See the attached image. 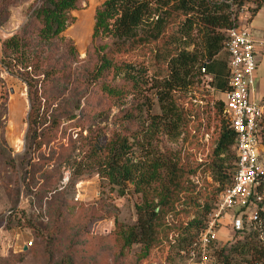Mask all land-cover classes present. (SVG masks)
Here are the masks:
<instances>
[{"label": "trees", "instance_id": "1", "mask_svg": "<svg viewBox=\"0 0 264 264\" xmlns=\"http://www.w3.org/2000/svg\"><path fill=\"white\" fill-rule=\"evenodd\" d=\"M18 1L2 0L0 22L9 16L10 8ZM86 1L40 0L41 7L34 12L26 30L18 37L19 43L26 45L32 39L40 45L55 41L64 43L63 50L70 68L77 53L61 35L75 21L71 12L81 9ZM146 7L144 0H110L97 10L93 42L88 51L89 60L94 63L88 72L93 84L88 85L71 111L53 108L58 99L54 93L55 86L68 75L61 66L58 69V62L49 65L43 79L22 78L28 86L30 101L22 167H32L31 172L25 170V175L26 179L30 175L28 179L35 183V175L50 164V160L43 159L47 157L46 152L55 153L53 144L61 146L62 141L67 140L73 146L75 138L88 131L89 137L83 138L85 149L89 159L93 160L92 170H96L105 182L104 187L115 189L120 197L133 190L142 198L137 206L136 223L119 226L114 233L105 235L110 237L113 246L119 248L121 258L119 254L118 257L121 260L124 257L118 264H126V255L132 252L137 257L136 264L149 263L160 252L166 253L168 263L182 254L192 255L193 261L198 263V240L206 227L205 217L212 207L207 203L192 221L180 223L178 208L186 203L182 199L189 197L193 202L198 195V187L191 180L197 176L198 169L190 168L189 159L183 156L182 149L161 152L158 144L162 138L179 142L188 124L186 109L178 101L177 91L189 89L202 76H209L218 92L225 94L230 90L229 57L224 53L228 32L239 27L240 12L246 7H249L252 17H256L264 7V0H182L178 10L187 16L196 13L201 20L199 33L204 46L200 53H182L178 60L173 61L171 73L164 78L149 66L126 60L128 54L155 43L164 29L165 14L158 8L154 11L157 18L154 30L146 31L143 20ZM111 10L116 11L112 41L100 55L95 41L101 37L102 31L108 29L113 16ZM222 55L226 56L225 60ZM0 96L1 100L6 99V95ZM82 100L86 101V109H81ZM130 100L136 106L126 108ZM156 105L159 113L153 114ZM113 108L120 110L114 122L119 130L94 129L92 124L96 120L105 118L108 121ZM214 110L216 136L210 162L204 167L211 170L222 194L233 184L237 172L236 134L229 118L226 120L223 117L224 101H216ZM133 125H137L136 132L131 130ZM61 148L68 151L63 146ZM7 153L3 139L0 144V167H13ZM32 157L40 164H32ZM44 174L46 183L42 190L55 194V215L52 221L50 219V227L21 219L17 226L33 231L35 239L53 248L65 230L67 206L66 201L57 200L58 190L52 172L46 170ZM245 211L252 214L250 209L239 212L243 220L241 229L232 227L230 245L221 249L213 247L211 264H264V209L258 205L256 219L249 217V221ZM13 217L17 216L12 214L10 218ZM159 238L163 243H158ZM37 246L34 240L28 251L35 250ZM63 264L77 263L70 257Z\"/></svg>", "mask_w": 264, "mask_h": 264}, {"label": "rangeland", "instance_id": "2", "mask_svg": "<svg viewBox=\"0 0 264 264\" xmlns=\"http://www.w3.org/2000/svg\"><path fill=\"white\" fill-rule=\"evenodd\" d=\"M108 1L110 0H88L82 4L81 9L71 12L75 21L61 35L65 42L71 43L77 53V58L70 68L66 52L63 50L64 43L55 41L40 45L36 39L26 45L19 43L18 37L26 30L34 12L41 7L40 0H19L10 8L9 16L0 22V95H6V99L0 98V144L4 139L7 154L13 161L11 168L0 167V264H63L70 257L77 264H118L123 261L124 257L120 259L119 248L113 246L110 237L105 236L103 231L108 229L111 230L110 233H114L119 226L135 224L138 218L137 206L141 204L142 198L133 190L120 197L115 189L104 187L105 182L96 170H92L93 160L89 159L85 149L83 138L89 137L88 131H85L82 137L75 138L73 146L67 140L62 141L61 146L53 144L55 153L46 152L47 157L43 159L50 160V164L35 175V183L28 179L30 175L27 179L25 175V170L31 172L32 167H22L30 111L28 86L22 78L30 76L43 79V73L49 65L58 62V69L61 66L68 75L55 86L54 93L58 95V99L53 108H62L65 111L75 108L88 85L93 84L92 76L88 72L92 70L94 63L89 60L88 51L93 42L96 12ZM181 1L144 0L147 6L143 18L146 31L154 30L153 26L157 20L154 11L158 8L165 14L164 29L155 43L128 54L126 60L149 66L153 72L164 78L171 73L174 68L173 61L178 60L182 53L194 54L203 50L204 41L199 33L201 20L196 13L187 16L179 11ZM1 2L2 0L0 4ZM111 11L113 16L108 29L102 31L101 37L95 41L100 55L112 41L116 11ZM239 22V26H249L257 39L264 40V7L256 17H252L249 7H246L240 12ZM222 59L225 60L226 56L222 55ZM92 91L91 89V93ZM177 98L186 109L188 124L179 142L162 138L158 147L161 152L182 149L183 156L189 159L190 168L198 169L197 176L191 178L198 187V195L193 202L189 197L186 199L183 196L182 201L186 203L178 208V220L180 223L192 221L197 213L202 211L201 207L208 203L212 210L205 217L207 224L217 210L221 192L211 170L204 165L210 162L216 136L214 103L224 101L225 96L213 87L209 76H202L194 81L189 89L177 91ZM80 105L82 109L86 101L82 100ZM132 106H136V103L130 100L126 108ZM110 111L108 121H105V118L102 121L96 120L92 127L108 128V131L119 130V126L115 127L114 122L120 110L113 108ZM158 113L156 105L153 114ZM223 117L228 119L225 111ZM131 130L136 132L137 125H133ZM62 146L68 151L62 150ZM35 162L39 163L32 157L31 163ZM46 170L52 172L51 176L57 185V200L66 201L67 206L65 230L57 238L53 248L35 239L33 231L17 226L18 220L21 219L25 222H40L46 228L50 227L56 203L54 192L46 193L42 190L46 183ZM245 212L246 220L249 221L251 212ZM12 214L17 217L10 218ZM239 215L241 216L240 213H235L230 215L231 219L228 217L229 224L219 234L216 248L230 245L233 239L232 221ZM34 240L38 244L37 248L25 251V246L32 244ZM161 240L159 238L158 243H163ZM134 253L126 255V264H136L137 257ZM144 264L197 263L193 261L192 255L183 254L168 263L166 253L164 255L160 252L157 256L154 255L149 263Z\"/></svg>", "mask_w": 264, "mask_h": 264}, {"label": "built area", "instance_id": "3", "mask_svg": "<svg viewBox=\"0 0 264 264\" xmlns=\"http://www.w3.org/2000/svg\"><path fill=\"white\" fill-rule=\"evenodd\" d=\"M224 49L229 57L230 73V90L224 94L225 113L236 134L237 172L233 184L220 195L217 210L200 234L197 264H211L213 247L221 231L227 228L231 214L250 209V219L255 220L257 206L262 205L264 209V154L259 152L264 141V103L256 102L253 97L259 65L257 56L258 53L264 56V40L257 39L249 26H239L228 32ZM242 222L240 215L235 216L232 226L240 230ZM110 232L103 231L105 235Z\"/></svg>", "mask_w": 264, "mask_h": 264}, {"label": "crops", "instance_id": "4", "mask_svg": "<svg viewBox=\"0 0 264 264\" xmlns=\"http://www.w3.org/2000/svg\"><path fill=\"white\" fill-rule=\"evenodd\" d=\"M258 70L255 76V86L253 90L254 100L260 104L264 103V56L261 53H258ZM259 152L264 154V141L259 147Z\"/></svg>", "mask_w": 264, "mask_h": 264}, {"label": "water", "instance_id": "5", "mask_svg": "<svg viewBox=\"0 0 264 264\" xmlns=\"http://www.w3.org/2000/svg\"><path fill=\"white\" fill-rule=\"evenodd\" d=\"M24 250L27 251L28 250V247H25Z\"/></svg>", "mask_w": 264, "mask_h": 264}]
</instances>
